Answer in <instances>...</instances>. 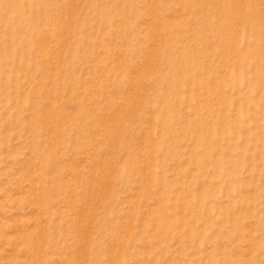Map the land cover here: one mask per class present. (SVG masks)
I'll use <instances>...</instances> for the list:
<instances>
[{
  "label": "rangeland",
  "instance_id": "obj_1",
  "mask_svg": "<svg viewBox=\"0 0 264 264\" xmlns=\"http://www.w3.org/2000/svg\"><path fill=\"white\" fill-rule=\"evenodd\" d=\"M258 74L264 0H0V264H264Z\"/></svg>",
  "mask_w": 264,
  "mask_h": 264
},
{
  "label": "bare ground",
  "instance_id": "obj_2",
  "mask_svg": "<svg viewBox=\"0 0 264 264\" xmlns=\"http://www.w3.org/2000/svg\"><path fill=\"white\" fill-rule=\"evenodd\" d=\"M13 1H14V0H13ZM196 36H197V35H196ZM198 36H199V35H198ZM194 38H200V37H194ZM253 39H255V38H253ZM258 40H259V39H258ZM257 42H259V41H255L256 44H257ZM195 54H196V53H195ZM256 58H257V57H256ZM248 61H249V60H248ZM236 63H239V64H240V61L238 62L237 59H236ZM249 63L251 64V66H254V67L256 68V66H257V60H256V59H251ZM259 63H260V62H259ZM235 65H236V64H235ZM190 66H193V65H190ZM259 66H260V65H259ZM193 67H195V66H193ZM195 68H196V67H195ZM195 68H194V69H195ZM186 69H187V68H186ZM186 69H185V70H186ZM190 69L193 70V68H191V67H190ZM190 69H189V70H190ZM256 69H257V68H256ZM259 69H260V68H259ZM186 71H187V70H186ZM257 71H258V70H257ZM183 72H184V71H183ZM193 73H194V72H193ZM258 73H260V72H258ZM191 74H192V73H191ZM176 75H177V74H176ZM178 75H179V74H178ZM193 75H194V74H193ZM233 75H234V74H233ZM240 75H241V74H240ZM258 75H259V74H258ZM260 75H261V74H260ZM260 75H259V79H258V81H262V79H263V81H264V75H262L263 77L260 76ZM185 76H186L185 73H184V74H181V76L179 75V77H181L182 80L185 79ZM190 76H191V75H190ZM177 77H178V76H177ZM188 77H189V75H188ZM188 77H187V78H188ZM192 78L194 79V76H193ZM230 78H231V77H230ZM188 80H189V78H188ZM175 81H176V80H175ZM184 81H185V80H184ZM189 81H190V80H189ZM231 81H232L233 83H236V85L238 84L239 87H240V85L242 84V83H241V82H242V78H240V77H233V79H232ZM231 81H230V82H227V83L231 84ZM195 82H196V80H195ZM255 82H257V81H255ZM258 84L260 85L261 83H258ZM262 84H263V83H262ZM262 84H261V85H262ZM238 85H237V86H238ZM231 86H233V84H232ZM237 86H236V87H237ZM257 86H258V85H257ZM255 87H256V86H255ZM248 91H249V90H248ZM250 92H251V90H250ZM251 96H252V95H251L250 93L248 94V96L244 94V97H245V99H246V101H247V104H250V105H249L250 107H251V106H254V104H255V103L253 102L255 99L253 100ZM253 98H254V97H253ZM226 100H227V99H226ZM226 100H225V101H226ZM223 102H224V101H223ZM226 102H227V101H226ZM253 103H254V104H253ZM224 104H225V103H224ZM249 106H248V107H249ZM256 107H257V105H256ZM252 108H254V107H252ZM238 112H239V115H240L241 117H245V112H242L241 109H239ZM84 114H85V113H84ZM231 128H232V127H231ZM233 129H234V128H232L231 130L233 131ZM207 139H208V138H205L204 136H202V134H200V135L198 136V140L201 142V145H203V146H204V145L206 146V145L208 144L207 142H209V141H208ZM210 142H211V141H210ZM210 142H209V143H210ZM202 143H203V144H202ZM210 144H211V143H210ZM210 144H209V146H210ZM209 146H207V147L209 148ZM202 148H203V147H202ZM205 149H206V147H205ZM207 151H208V150H207ZM204 152H205V155H206V154H207L206 151H204ZM201 153H202V151H201ZM202 154L204 155V153H202ZM202 154H201V155H202ZM197 155L199 156L200 154H197ZM201 155H200V158H199V159H200V160H203L204 157L202 158ZM196 157H197V156H196ZM205 158H206V157H205ZM198 161H199V160H198ZM220 163H221V162H220ZM220 163L217 162L216 164H217V165L219 164V165L222 166V164H220ZM198 165H199V163H198ZM201 166H203V162L201 163ZM221 166H220V167H221ZM200 169H201V168H200ZM230 187H231V186H230ZM160 222H161V221H160Z\"/></svg>",
  "mask_w": 264,
  "mask_h": 264
}]
</instances>
